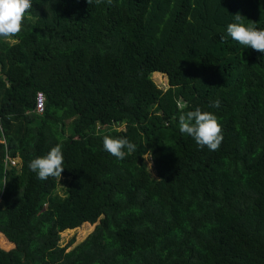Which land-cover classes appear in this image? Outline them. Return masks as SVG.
Instances as JSON below:
<instances>
[{
    "label": "trees",
    "instance_id": "1",
    "mask_svg": "<svg viewBox=\"0 0 264 264\" xmlns=\"http://www.w3.org/2000/svg\"><path fill=\"white\" fill-rule=\"evenodd\" d=\"M238 13L264 29V0H32L0 38V264H264V53L228 36ZM197 107L216 151L179 129ZM57 144L63 195L28 167Z\"/></svg>",
    "mask_w": 264,
    "mask_h": 264
},
{
    "label": "clouds",
    "instance_id": "2",
    "mask_svg": "<svg viewBox=\"0 0 264 264\" xmlns=\"http://www.w3.org/2000/svg\"><path fill=\"white\" fill-rule=\"evenodd\" d=\"M87 2L91 3V0ZM100 2L102 0H97V3ZM31 9L32 0H0V38L17 37L23 31L24 20ZM234 19L236 22L227 25L228 36L247 48L264 53V29H258L252 21L245 24V17L239 13L234 15ZM222 39L226 42V38ZM220 105L221 102L217 98L209 107L219 108ZM178 121L180 131L193 138L201 149L205 147L210 151L219 149L224 139L223 125L215 114L197 107L195 110L180 114ZM103 148L117 159L124 160L136 150V145L123 136L105 135ZM143 158L147 162L146 168L151 172L152 153L143 155ZM63 164L62 146L57 144L46 155L31 160L28 167L37 174L38 179L47 180L50 177L61 178L65 171Z\"/></svg>",
    "mask_w": 264,
    "mask_h": 264
},
{
    "label": "rangeland",
    "instance_id": "3",
    "mask_svg": "<svg viewBox=\"0 0 264 264\" xmlns=\"http://www.w3.org/2000/svg\"><path fill=\"white\" fill-rule=\"evenodd\" d=\"M11 43H13L14 39H8ZM154 80L157 84L161 85L163 88H167V84H168V80L167 78L164 76V75H161V74H156L154 76ZM69 124V122H67ZM117 128H122L121 126H118ZM66 134L69 135L70 134V131H66ZM147 163V162H146ZM153 164V162H152ZM150 172V171H149ZM151 175L156 178L157 177V174H156V171L154 169V164H153V167L151 169ZM65 184H66V180L63 179V178H60L59 180V186H60V189H59V194L60 195H63V189L65 187ZM68 185V184H67ZM3 201L0 200V207H3ZM93 228L94 226H89L87 224H85L84 226L78 228V229H75V230H67L65 232H63L61 234V241H60V245L62 247L66 246V245H69V243H71L72 241H74V244H72L71 248H74L75 246H77L79 243H81L92 231H93ZM69 249V250H70Z\"/></svg>",
    "mask_w": 264,
    "mask_h": 264
},
{
    "label": "built area",
    "instance_id": "4",
    "mask_svg": "<svg viewBox=\"0 0 264 264\" xmlns=\"http://www.w3.org/2000/svg\"><path fill=\"white\" fill-rule=\"evenodd\" d=\"M44 109H45V96L42 92H39L36 96V105L34 111L37 114H43ZM12 164H15V161H13ZM0 200L2 201V196H0Z\"/></svg>",
    "mask_w": 264,
    "mask_h": 264
}]
</instances>
